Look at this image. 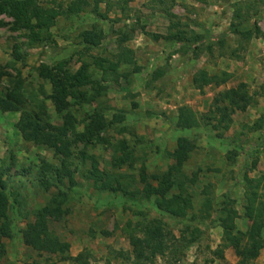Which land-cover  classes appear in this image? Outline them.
Wrapping results in <instances>:
<instances>
[{
  "label": "rangeland",
  "instance_id": "obj_1",
  "mask_svg": "<svg viewBox=\"0 0 264 264\" xmlns=\"http://www.w3.org/2000/svg\"><path fill=\"white\" fill-rule=\"evenodd\" d=\"M36 2L66 10L71 0ZM86 3L80 13L58 17L47 42L31 44L27 31L0 28V95L7 93L15 80H21L26 108L32 110L34 104L29 99L38 98L45 102L47 121L61 126L62 117L55 114L48 99L50 84L39 77V66L52 67L68 60V69L75 72L82 61L88 62L93 80L103 89L93 101L69 108L75 132H83L95 109L104 115L108 126L101 135L104 141L86 147L69 134L67 163L76 185L72 189L62 186L68 193V214L60 221L50 220V230L69 243L71 257L85 253L88 264H106L108 260L110 264H134L131 240L141 236L142 224L158 219L175 236L185 226L196 227L201 240L181 259L159 257L154 264H239L232 248H220L222 228L216 217L219 205L228 199L237 212V230H248L252 222L244 216V180L264 177V0ZM0 20L11 21L5 15H0ZM232 25L250 28L253 33L248 37L232 34ZM86 30L101 31L99 46L88 48L82 43L79 34ZM124 48L132 51L139 71L122 64L117 81H99L101 73L93 58L115 61ZM200 71L210 75L226 72L230 77L223 85L198 90L192 80ZM240 83L246 84L251 105L214 115L217 96ZM85 90L93 96L97 88ZM182 107L192 110L199 120L201 116L209 121L191 130L176 129ZM19 116L20 112L0 110V177L9 197L8 219L0 224L7 232L2 239L6 257L1 264L38 259L23 244L22 231L56 192V188L46 192L40 187L39 166L42 162L60 164L54 150L23 141L16 127ZM178 138H185L193 147L182 168V180L194 174L197 179L194 184L185 181L193 207L186 218L175 223L156 208L153 198L146 199L141 193L139 172L144 166L147 175L162 174L173 166L170 154ZM122 142L134 163L116 170L113 162L122 156L118 150ZM81 153L94 156L101 171L122 174L127 190L138 193L124 195L118 184L113 192L96 189L88 178L90 163L83 161ZM178 193L175 188L170 196ZM259 196L264 198V190ZM262 238L264 241V229ZM253 264H264V248Z\"/></svg>",
  "mask_w": 264,
  "mask_h": 264
},
{
  "label": "trees",
  "instance_id": "obj_2",
  "mask_svg": "<svg viewBox=\"0 0 264 264\" xmlns=\"http://www.w3.org/2000/svg\"><path fill=\"white\" fill-rule=\"evenodd\" d=\"M86 0H71L67 9L61 6H41L36 0H0V15L11 19L10 22L0 20V28L8 27L13 31L25 30L28 32L29 43L37 44L47 42L51 39L50 30L55 26L56 20L63 14H78L86 6ZM170 18L169 13H166ZM230 33L248 37L253 30L238 25H232ZM82 43L88 48L99 46L102 40V33L95 30H86L79 34ZM68 60H62L52 67L41 65L38 69L39 77L50 84L51 101L55 114L62 117L61 126H55L47 121L45 102L38 98L29 99L34 104L32 110H28L23 95V83L15 80L11 88L4 95H0V110L3 112H20L17 122V129L23 141L43 146L54 150L60 157V164L53 166L42 162L38 168L39 185L44 191L56 188L46 204L34 213L33 220L26 224L22 231L23 244L35 252L38 259L25 264H57V262H72V264H88L85 253L76 257L70 256V245L62 241L49 228V221H60L68 214L67 202L68 193L63 191L62 186L72 189L75 185L73 172L67 163L68 148L71 140L79 142L84 147L93 145L101 140V135L107 128L104 115L97 109L89 115L88 123L84 126L83 132H75L74 120L69 112L72 104L81 105L93 101L101 93L102 87L93 80L89 70L90 64L82 61L80 67L71 72L68 69ZM125 64L134 67V72L139 68L133 58L132 51L124 48L116 57L115 61L103 58H93V65L100 73L101 82L117 81L119 67ZM3 74L0 73V80ZM229 74L223 72L218 75H210L206 71H200L193 77V86L202 90L208 85H223L229 79ZM93 86L97 88L95 95L89 96L85 88ZM264 90V86L262 87ZM103 90V89H102ZM214 115L223 111L244 110L252 103V97L247 91L245 83H240L235 89H229L217 96L215 99ZM220 103H226L221 106ZM223 115V114H222ZM214 117V116H213ZM209 118L201 117L189 108L182 107L178 110L175 128L178 130H191L205 125ZM230 121V120H229ZM192 146L185 138H178L176 149L170 154L174 161L166 172L162 174L147 175L144 166L139 172V183L142 185L141 193L146 199L153 198L156 208L169 215L173 222L187 217L193 204L190 196L185 190V181L194 184L197 175L182 180L181 171L192 152ZM122 156L116 158L113 167L120 170L124 166H133V156L128 152L124 142L119 149ZM83 161L90 163L88 178L93 181L94 187L101 191L115 190V185L124 195L134 196L138 192L127 190L128 184H122L124 176L103 172L99 169L94 156H87L81 153ZM177 188L178 195L170 196L173 189ZM264 190V177L245 178L244 180V216L252 222L245 232L238 231L235 225L237 212L229 203L224 200L219 205L217 222L222 228V243L220 248H232L239 264H253L259 257L260 251L264 248L262 231L264 229V198L259 192ZM205 206H209L206 202ZM9 197L6 192V182L0 177V224L8 219ZM141 236L131 240L133 263L154 264L159 257L170 259H181L186 250L201 240V232L198 228L185 226L180 230L179 236H175L171 229L166 227L163 221L153 219L141 226ZM7 232L0 227V264L6 257V250L2 245V239ZM222 256L220 250L217 251ZM56 259V260H54ZM106 264H110L109 260Z\"/></svg>",
  "mask_w": 264,
  "mask_h": 264
}]
</instances>
